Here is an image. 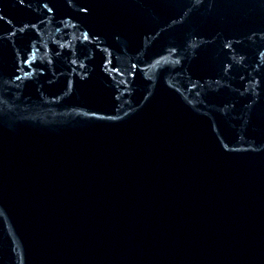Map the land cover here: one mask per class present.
<instances>
[{
    "label": "water",
    "instance_id": "95a60500",
    "mask_svg": "<svg viewBox=\"0 0 264 264\" xmlns=\"http://www.w3.org/2000/svg\"><path fill=\"white\" fill-rule=\"evenodd\" d=\"M0 264H264V0H0Z\"/></svg>",
    "mask_w": 264,
    "mask_h": 264
}]
</instances>
